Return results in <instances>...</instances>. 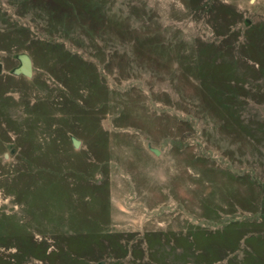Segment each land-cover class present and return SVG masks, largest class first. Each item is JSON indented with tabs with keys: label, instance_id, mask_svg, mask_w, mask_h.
<instances>
[{
	"label": "rangeland",
	"instance_id": "374dc122",
	"mask_svg": "<svg viewBox=\"0 0 264 264\" xmlns=\"http://www.w3.org/2000/svg\"><path fill=\"white\" fill-rule=\"evenodd\" d=\"M0 264H264V0H0Z\"/></svg>",
	"mask_w": 264,
	"mask_h": 264
},
{
	"label": "water",
	"instance_id": "95a60500",
	"mask_svg": "<svg viewBox=\"0 0 264 264\" xmlns=\"http://www.w3.org/2000/svg\"><path fill=\"white\" fill-rule=\"evenodd\" d=\"M17 59L19 61V64L13 68L12 73L15 75H24L26 77L32 76V60L31 57L25 53L20 52L17 54ZM71 142L75 148L79 146V140L75 137H71ZM154 154H159V151L156 148H149Z\"/></svg>",
	"mask_w": 264,
	"mask_h": 264
}]
</instances>
